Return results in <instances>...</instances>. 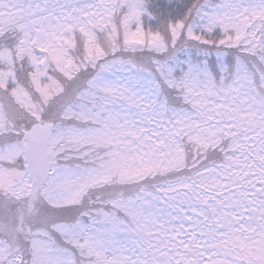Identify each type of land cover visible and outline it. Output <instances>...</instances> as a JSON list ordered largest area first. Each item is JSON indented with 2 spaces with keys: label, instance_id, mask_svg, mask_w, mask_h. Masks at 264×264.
<instances>
[{
  "label": "snow or ice",
  "instance_id": "obj_1",
  "mask_svg": "<svg viewBox=\"0 0 264 264\" xmlns=\"http://www.w3.org/2000/svg\"><path fill=\"white\" fill-rule=\"evenodd\" d=\"M0 264H264V0H0Z\"/></svg>",
  "mask_w": 264,
  "mask_h": 264
}]
</instances>
